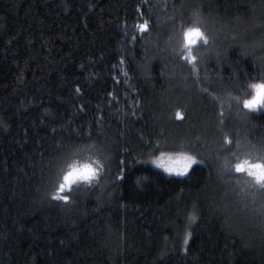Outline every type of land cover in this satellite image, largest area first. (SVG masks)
Listing matches in <instances>:
<instances>
[{
    "label": "trees",
    "instance_id": "16d2710c",
    "mask_svg": "<svg viewBox=\"0 0 264 264\" xmlns=\"http://www.w3.org/2000/svg\"><path fill=\"white\" fill-rule=\"evenodd\" d=\"M253 81L264 0H0V264H264V190L231 168L264 146ZM73 163L99 171L64 201Z\"/></svg>",
    "mask_w": 264,
    "mask_h": 264
},
{
    "label": "snow or ice",
    "instance_id": "6c2138e0",
    "mask_svg": "<svg viewBox=\"0 0 264 264\" xmlns=\"http://www.w3.org/2000/svg\"><path fill=\"white\" fill-rule=\"evenodd\" d=\"M141 29L148 28V23L140 25ZM208 36L204 32L199 31L198 40H202L204 43H207ZM192 60H195L196 57L192 56ZM244 107L247 109H258L264 107V102H258L256 104L250 103L248 100L244 101ZM182 114L178 111L177 116ZM227 143H231L227 136L224 137ZM237 146L239 144L237 142ZM235 155V154H234ZM236 162L231 166L232 170L235 173L245 174L247 177L251 178L247 181L250 185H255L257 188L264 190V146H261L259 149H255L253 152L244 153L242 157H235ZM156 161L159 165L169 173L177 174H186L189 172V169L197 163L196 156L189 155L187 153H180L175 160L172 156L161 152L160 155L156 158ZM96 164L99 165V161H96ZM99 171L98 167H93L91 164H84L82 166H77L75 163L68 165V170H62V178L58 183V187L52 193L59 199L64 201L69 200L68 195H61L65 189H71L74 182L83 180L90 181L91 178L95 177Z\"/></svg>",
    "mask_w": 264,
    "mask_h": 264
},
{
    "label": "clouds",
    "instance_id": "9594fccd",
    "mask_svg": "<svg viewBox=\"0 0 264 264\" xmlns=\"http://www.w3.org/2000/svg\"><path fill=\"white\" fill-rule=\"evenodd\" d=\"M199 31H202L198 26H188L183 32V46L190 49L191 46L196 45L198 42ZM252 94L242 100H248L252 104L264 102V81H253L249 84Z\"/></svg>",
    "mask_w": 264,
    "mask_h": 264
},
{
    "label": "rangeland",
    "instance_id": "374dc122",
    "mask_svg": "<svg viewBox=\"0 0 264 264\" xmlns=\"http://www.w3.org/2000/svg\"><path fill=\"white\" fill-rule=\"evenodd\" d=\"M169 155L172 156L173 160H175L176 157H177V155H174V154H172V153H170ZM154 166H155V165H154ZM157 166H158V168L164 170V171H165L166 173H168L169 175H173V176H181V174H177V173H169V172H167V171L165 170V168H163V167H161V166L159 165L158 162H156V167H157ZM186 174H187V173H186ZM186 174H183V175H186Z\"/></svg>",
    "mask_w": 264,
    "mask_h": 264
}]
</instances>
